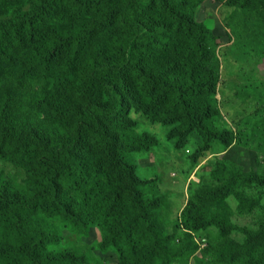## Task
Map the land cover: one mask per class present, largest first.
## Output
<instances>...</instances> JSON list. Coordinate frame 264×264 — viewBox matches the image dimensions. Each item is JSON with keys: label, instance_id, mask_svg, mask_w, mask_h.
<instances>
[{"label": "trees", "instance_id": "16d2710c", "mask_svg": "<svg viewBox=\"0 0 264 264\" xmlns=\"http://www.w3.org/2000/svg\"><path fill=\"white\" fill-rule=\"evenodd\" d=\"M202 1L130 0L121 4L120 0H33L28 11L16 13L9 22H0V162L19 165L27 175L23 185L15 188L12 179L6 181L0 170V264H90L93 260L84 251L85 245L60 246V228L75 233L79 241L97 228L100 250L116 252L119 264H149L157 255L171 264L172 257L185 253L182 248L171 251L166 233L154 227V214L149 215L152 204L139 189L132 155L155 146L157 139L150 133H127L126 124L130 123L126 119L108 126V121L124 118L129 107L124 90L107 81L106 74L123 68L133 75L138 93L146 99L149 90L166 99L160 107L171 108L172 115L166 120L175 125L171 138L200 130L203 138H222L228 147L230 143L224 137L206 127L218 114L207 99L214 94L216 78L192 65L196 57H204L208 51L209 32L194 14ZM59 7L67 10L68 20L54 16ZM233 7L240 10L241 17L240 23L232 24L234 37L264 58V0H241ZM160 18L168 24V33L156 25ZM109 29L113 30V42L95 40ZM26 35L39 36V49L30 65L43 68L37 77L27 79L28 91L9 68L12 59L4 58V39L24 40ZM182 42H187L186 55L172 58L178 55L175 51ZM63 54L70 55L71 63L79 64L75 87L71 88L73 97L80 99L87 89L101 87L108 91L111 104L81 102L63 107L44 100L61 87L51 80V62ZM5 63L9 66L6 69ZM128 92L133 93L132 89ZM34 99L48 123L34 114L30 121L26 107H31ZM157 109L149 116L153 121L159 120ZM56 118L69 122L65 131L49 123ZM29 125L31 131H27ZM255 135L264 153V130ZM33 140L50 148L46 150L49 155L40 156L30 148ZM91 146L97 157L90 155ZM93 163L97 169L104 165L118 175L114 179L103 175L90 179L96 171ZM218 168L212 175L223 182L218 190L207 192L205 199L218 204L232 196L239 205L250 204L253 211L254 204L262 199L253 197L258 177L248 179L249 175L241 174L234 164ZM86 180L91 183L88 187L84 185ZM125 202L127 208L116 212ZM227 210L199 212V225L202 220L203 228L222 231L212 244L214 264H264V217L253 235L243 230L249 239L247 244L232 243L228 232L239 228L231 220L232 210L226 206ZM251 242L259 243L258 247L251 248Z\"/></svg>", "mask_w": 264, "mask_h": 264}, {"label": "rangeland", "instance_id": "374dc122", "mask_svg": "<svg viewBox=\"0 0 264 264\" xmlns=\"http://www.w3.org/2000/svg\"><path fill=\"white\" fill-rule=\"evenodd\" d=\"M130 0H120L126 4ZM241 0H203L195 9V20L202 23L208 30V51L204 57H196L192 62L195 70L211 72L216 78L214 94L208 95V100L218 110L217 116H213L211 122L206 125L210 132L224 137L230 145L225 147L222 138L214 137L211 140L203 138L202 132L194 130L191 134L181 138H171V130L175 125L166 120L172 115L171 108L162 109L166 99H161L153 90L148 91V98L142 92L138 93L137 82L133 75L125 69H115L106 74L107 81L124 90L126 105L129 107L127 115L120 119L108 121V126L114 123H123L126 119V132L134 134L150 133L155 136L157 143L150 149L134 153L133 160L136 167V176L140 181L139 189L143 192L145 200L152 205L149 207V215L154 214V227L166 233L168 244L174 253V248H182L185 253L182 256L171 258V264H214L212 244L217 241L222 231L217 228H203V222L199 225L200 211L221 213L226 206L232 210V222L238 226V230L228 232V240L232 243L247 244L248 237L243 230H248L249 235L258 231L259 222L264 217V153L259 149L255 132L264 130V58L256 49L237 40L232 33V24L240 23V10L233 4H240ZM33 0H0V22H9L17 17L18 12L28 11ZM54 16L57 19L68 20L67 10L59 7L55 9ZM50 20V19H49ZM159 28L169 32L168 24L163 18L156 22ZM116 31V30H115ZM4 39L7 51L5 59L11 58L13 65L6 63L4 68H12L17 80L23 86L30 89V77H37L43 68L31 66L33 54L39 49V36L26 35L24 40ZM103 39L111 43L113 30L109 29L104 35L95 40ZM182 39L177 40L180 42ZM187 42L178 45L172 58H180L186 55ZM70 55L63 54L51 62L52 82H59L61 87L55 90L52 96L45 101L58 106L71 107L81 105V102L93 103L99 106L111 104L108 91L97 87L87 89L82 98H75L72 89L79 72V64L69 61ZM187 61V58H185ZM188 67L191 65L187 61ZM74 72V73H72ZM129 86V89L125 87ZM24 88V89H25ZM132 89L133 93H129ZM159 92V90H158ZM135 98L134 102L131 98ZM76 100V101H75ZM34 99L31 107L27 106V113L33 119V114L40 121L47 122L44 112L37 106ZM40 104V103H39ZM158 108V109H157ZM159 113V120L153 121L150 114ZM51 114V113H50ZM48 116L47 118H49ZM56 128L64 131L69 122L56 118L55 122H49ZM122 129V128H121ZM32 130V125L27 131ZM186 139V140H185ZM255 139V140H253ZM259 140V139H258ZM45 145L32 141L30 148H35L40 156L50 150ZM94 146L90 147V155H93ZM236 165L241 174L257 176L258 183L254 189L253 197L262 198L254 204V210L250 211V204L239 205L232 196H227L224 201H210L205 199L206 193L218 190L223 181L216 180L212 173L219 170L221 164ZM90 179L104 176L114 179L118 171L109 170L104 165L98 169L95 163ZM0 170L4 173L6 181L12 179V186L20 188L27 179L26 171L21 166L11 162H0ZM124 179L121 176V181ZM86 180L84 185H90ZM252 190L249 191V194ZM219 201V200H218ZM222 208L221 212L218 211ZM127 208V203L119 205L116 212H122ZM62 232V248H69L79 243L85 245L86 251L93 260L90 264H119L118 254L113 250L103 252L100 250L101 234L97 228H92L87 238L78 240L75 233L67 229H59ZM251 248H257V242H251ZM3 250L2 248H0ZM157 255V254H155ZM149 264H165L159 255L150 259Z\"/></svg>", "mask_w": 264, "mask_h": 264}]
</instances>
